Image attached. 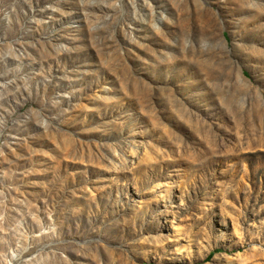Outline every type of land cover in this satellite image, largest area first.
<instances>
[{"label": "rangeland", "instance_id": "374dc122", "mask_svg": "<svg viewBox=\"0 0 264 264\" xmlns=\"http://www.w3.org/2000/svg\"><path fill=\"white\" fill-rule=\"evenodd\" d=\"M0 264H264V0H0Z\"/></svg>", "mask_w": 264, "mask_h": 264}, {"label": "trees", "instance_id": "16d2710c", "mask_svg": "<svg viewBox=\"0 0 264 264\" xmlns=\"http://www.w3.org/2000/svg\"><path fill=\"white\" fill-rule=\"evenodd\" d=\"M215 253H211L209 256H208V259H211L213 256H214Z\"/></svg>", "mask_w": 264, "mask_h": 264}]
</instances>
